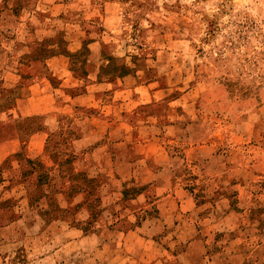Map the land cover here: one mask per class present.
<instances>
[{
  "label": "crops",
  "instance_id": "obj_1",
  "mask_svg": "<svg viewBox=\"0 0 264 264\" xmlns=\"http://www.w3.org/2000/svg\"><path fill=\"white\" fill-rule=\"evenodd\" d=\"M38 48L49 54H36L28 65L33 70L18 75L20 96L0 122V187L7 189L21 179L31 162L43 153L53 154L51 148L58 143L57 155L75 157L72 173L94 171L89 183L77 188L66 180L65 189H79L75 202L97 203L100 211L85 230L89 215L76 216L84 222L79 225L68 206L59 214L43 211V204L54 200L50 197L39 198V207L29 213L16 211L11 198L0 197V204L13 205L0 212V238L13 236L0 241V264L16 258L14 264H264V245L247 247L230 237L240 220L251 221L257 214L248 186L207 177L234 173L228 161L201 171L189 164V148L171 152L163 138H143L139 124L148 118L137 108L147 102L144 88L150 84L143 81L150 69L118 67L107 75L117 57L90 38L75 41L65 34L52 49L41 43ZM11 112L15 115L10 117ZM33 120L38 121L35 128L21 130V123ZM11 124L15 130L8 133ZM208 169L212 175L203 174ZM189 175L198 179L187 180ZM203 184L214 189L212 198L205 199L211 210L200 216L206 226L199 231L202 245L191 240L182 247L176 240L173 246L166 244L172 227L201 210L195 188H206ZM30 235L32 245L25 243ZM9 247L16 251L7 253Z\"/></svg>",
  "mask_w": 264,
  "mask_h": 264
},
{
  "label": "rangeland",
  "instance_id": "obj_2",
  "mask_svg": "<svg viewBox=\"0 0 264 264\" xmlns=\"http://www.w3.org/2000/svg\"><path fill=\"white\" fill-rule=\"evenodd\" d=\"M65 34L75 41L95 39L120 58L110 61L107 75L121 65L150 69L143 81L150 84L144 88L147 102L137 108L148 118L139 124L143 138H163L171 152L189 148V164L201 171L228 161L234 173L207 177L248 186L247 196L257 213L251 221L240 220L230 237L247 247L264 245V0H0V122L20 96L18 75L33 70L28 65L36 54H49L41 52L39 43L52 49ZM37 123H21L20 128L29 131ZM14 130L12 124L7 129ZM52 147L54 155L43 153L26 167L21 179L7 189L0 187V197L11 198L16 211L28 213L37 210L39 198L50 197L54 200L48 199L43 211L59 214L68 206L73 222H85L83 228L88 230L100 206L76 203L75 187L89 183L94 171L72 173L75 157L57 155L58 143ZM87 163L91 167L93 161ZM203 174L212 175L210 169ZM190 179L198 177L187 176ZM66 180L75 187L65 189ZM204 186L195 188L201 210L172 227L166 244L179 241L182 247L191 240L192 245H202L199 231L206 226L200 216L211 210L205 199L212 198L214 189ZM65 199L72 203L61 202ZM12 206L0 204V212ZM3 236L0 241L13 238ZM30 238L25 243L32 245Z\"/></svg>",
  "mask_w": 264,
  "mask_h": 264
},
{
  "label": "trees",
  "instance_id": "obj_3",
  "mask_svg": "<svg viewBox=\"0 0 264 264\" xmlns=\"http://www.w3.org/2000/svg\"><path fill=\"white\" fill-rule=\"evenodd\" d=\"M120 68L123 69V70H124V69L127 70L128 67H126L125 65H121V66L119 67V69H120ZM116 70H117V69H116ZM76 189H77V188H76Z\"/></svg>",
  "mask_w": 264,
  "mask_h": 264
}]
</instances>
